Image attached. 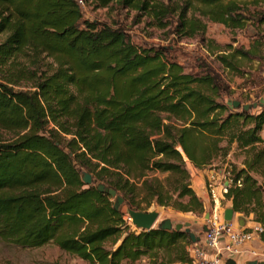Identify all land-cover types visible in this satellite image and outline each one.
Returning a JSON list of instances; mask_svg holds the SVG:
<instances>
[{
	"label": "trees",
	"instance_id": "1",
	"mask_svg": "<svg viewBox=\"0 0 264 264\" xmlns=\"http://www.w3.org/2000/svg\"><path fill=\"white\" fill-rule=\"evenodd\" d=\"M84 1L194 37L207 21L246 29L254 16L244 2L262 0ZM253 26L249 49L209 43L234 75L264 62V14ZM166 51L84 20L78 0H0L1 240L24 249L54 242L89 264H193L184 229L136 230L125 210L203 216L189 167H212L234 148L242 186L227 202L264 229V106L232 110L221 79L185 73Z\"/></svg>",
	"mask_w": 264,
	"mask_h": 264
},
{
	"label": "rangeland",
	"instance_id": "2",
	"mask_svg": "<svg viewBox=\"0 0 264 264\" xmlns=\"http://www.w3.org/2000/svg\"><path fill=\"white\" fill-rule=\"evenodd\" d=\"M78 1L82 7L84 20L106 23L110 26L121 28L127 32L132 42L138 46L166 48L168 57L182 65L185 73L197 76L211 74L221 79L226 89V95L223 96L222 101L228 103L240 99L242 105L257 103L259 106L256 109H252L255 114L260 112L264 106V104L260 105L261 100H264V62L260 65L257 63L253 64L252 69L247 66L245 69L246 75L241 77L225 70L217 60V55L213 54L209 49V43H213V45L219 47L232 45L233 47L249 49L255 37L256 28L253 25L256 22V18L264 14L263 0L260 2H244L248 5L250 11L247 14L249 13L251 16H254V19L249 22L250 25L246 29H229L222 24L206 20V32L204 34H197L194 37L181 36L175 29L176 24L166 29H159L148 18H143L140 21V18L137 19L135 16V12L121 9L115 4H112L108 8H99L93 3H87L84 0ZM262 136L264 137V132ZM243 159L241 153L234 148L233 152L226 159L215 161L211 169L209 167L205 170H197L189 167L192 177V187L199 198L202 199V192L206 191L204 187L206 186L204 184V180L207 177L205 174L206 170L228 171L231 168L241 167ZM226 202H223L224 207H227ZM152 210H157L160 213V218L155 225V229H158L162 221L170 219L174 226L190 223L191 231L197 236H201L200 228L205 224V217L209 213V211H206L203 216H197L158 205L152 206L149 209V211ZM127 219L129 220L128 215ZM132 227L135 229L133 225ZM258 252L259 256L257 257L249 254L244 257L225 258L222 264H230L231 260H234L237 264H247L250 261H264V246L258 248ZM190 253L192 254L191 248ZM54 263L89 264L76 255L61 250L54 242H50L41 248L24 249L0 239V264ZM134 264H150V260L144 257Z\"/></svg>",
	"mask_w": 264,
	"mask_h": 264
},
{
	"label": "built area",
	"instance_id": "3",
	"mask_svg": "<svg viewBox=\"0 0 264 264\" xmlns=\"http://www.w3.org/2000/svg\"><path fill=\"white\" fill-rule=\"evenodd\" d=\"M233 173V168L224 172L214 171L207 179L206 190L210 198L209 219L203 226L207 231L201 236V241L195 243L193 249V263L196 264H222L225 258H235L247 254V248L257 234L264 232L261 225L251 230L237 229L233 223L225 220L229 191L233 187H241ZM253 257L259 256V252L251 251Z\"/></svg>",
	"mask_w": 264,
	"mask_h": 264
},
{
	"label": "water",
	"instance_id": "4",
	"mask_svg": "<svg viewBox=\"0 0 264 264\" xmlns=\"http://www.w3.org/2000/svg\"><path fill=\"white\" fill-rule=\"evenodd\" d=\"M264 104V100H261L260 105L262 106ZM228 106L232 109H240L242 108L244 111L249 112L252 109H256L259 105L257 103H254L253 105H242L241 102L233 101L228 102ZM83 182L86 185H91L93 183L92 176L88 173H85L83 175ZM100 192H105L109 194L111 197L116 198V207L120 206L124 203V200L122 197L117 196V191L111 188H107L104 185L99 186ZM126 214L129 217V220L131 221L132 225L135 227L136 230L140 231H150L155 229V225L157 224L160 213L157 210H152L148 212L138 211L134 210L132 208H126ZM210 217L209 213L206 215L205 219L208 220ZM234 218V210L232 208H228L225 211V220L228 223H232ZM158 229L164 230V231H170L172 229H175L177 231L183 230L189 235V237L192 239L193 243H198L201 241V236H197L195 233L191 231V224L187 223L185 225L178 224L175 225L170 219H166L161 222ZM207 231V227L203 226L200 228V234L202 235L204 232ZM230 264H237L234 260L230 261ZM247 264H264V261H250Z\"/></svg>",
	"mask_w": 264,
	"mask_h": 264
},
{
	"label": "crops",
	"instance_id": "5",
	"mask_svg": "<svg viewBox=\"0 0 264 264\" xmlns=\"http://www.w3.org/2000/svg\"><path fill=\"white\" fill-rule=\"evenodd\" d=\"M210 169H211V167H210ZM210 169H209V171L208 170L205 171V174L207 175L206 179L204 180V182H205L204 184L205 185L207 183V179L210 176V174H212L214 171H216V170L210 171ZM218 172H222V171H218ZM204 187L206 188V186H204ZM201 200L204 202L206 210L209 211L210 198L208 196L207 190L206 191L204 190L202 192V199ZM226 203H227L226 209L231 208V203H228V202H226ZM233 224H234L235 228L240 229V230H242V229L251 230L254 227H256L257 225H259V224L255 223V222H253L251 218H244L242 215L237 214L235 212H234ZM263 246H264V243L260 239V234H257L255 236L254 240L250 243V245L247 248L248 249L247 250V252H248L247 255H243V256H239V257L248 256L249 253H250V250L258 252V248H262ZM193 249H194V246H191V252H192L191 256L192 257H193Z\"/></svg>",
	"mask_w": 264,
	"mask_h": 264
}]
</instances>
